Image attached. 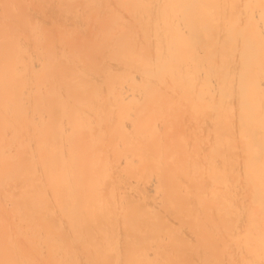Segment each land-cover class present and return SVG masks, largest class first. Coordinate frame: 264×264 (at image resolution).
Here are the masks:
<instances>
[{
    "label": "bare ground",
    "instance_id": "obj_1",
    "mask_svg": "<svg viewBox=\"0 0 264 264\" xmlns=\"http://www.w3.org/2000/svg\"><path fill=\"white\" fill-rule=\"evenodd\" d=\"M85 3L0 63V264H264V0Z\"/></svg>",
    "mask_w": 264,
    "mask_h": 264
},
{
    "label": "rangeland",
    "instance_id": "obj_2",
    "mask_svg": "<svg viewBox=\"0 0 264 264\" xmlns=\"http://www.w3.org/2000/svg\"><path fill=\"white\" fill-rule=\"evenodd\" d=\"M28 3H37L40 0H26ZM74 6L72 8V12L70 11V8H66L61 10V16L60 15V9H52L47 10L44 9V14L40 13L39 15L35 14V11L33 10V5L27 6V8H30L28 10L23 9L19 13H15L16 7L13 6H6L3 1H0V8L2 11V14H0V63L6 62L7 58L10 59V57H7L6 51H8L12 44L18 39V32L20 33L21 29L28 31L26 34H23V39L30 40V30L33 28L38 29H48L50 28L49 23L53 20V18L60 19V22H58L60 25L64 24V15L66 12L74 13L83 15V18L85 21L92 15L90 12L87 11V4ZM21 9V8H20ZM58 20V19H57ZM29 29V30H27ZM29 34V35H27ZM1 77V75H0ZM2 82L0 81V85Z\"/></svg>",
    "mask_w": 264,
    "mask_h": 264
}]
</instances>
